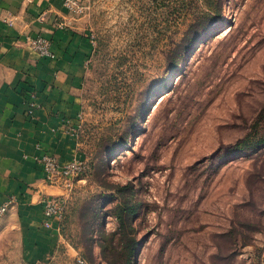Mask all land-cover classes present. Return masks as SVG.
<instances>
[{
	"label": "rangeland",
	"instance_id": "374dc122",
	"mask_svg": "<svg viewBox=\"0 0 264 264\" xmlns=\"http://www.w3.org/2000/svg\"><path fill=\"white\" fill-rule=\"evenodd\" d=\"M78 3L90 169L56 245L0 233V264H264V143L232 152L264 139V0Z\"/></svg>",
	"mask_w": 264,
	"mask_h": 264
},
{
	"label": "crops",
	"instance_id": "0c3cea01",
	"mask_svg": "<svg viewBox=\"0 0 264 264\" xmlns=\"http://www.w3.org/2000/svg\"><path fill=\"white\" fill-rule=\"evenodd\" d=\"M28 36L49 39L55 58L40 57L27 46ZM93 50L91 34L74 21L65 0H0V208L17 198L0 215V233L17 231L30 263L61 237L56 228L44 226L42 198L69 199L73 190L48 185L38 160L55 155L64 163L85 157L79 138L62 124L64 119L76 123L86 113L85 82ZM32 91L40 108L30 116Z\"/></svg>",
	"mask_w": 264,
	"mask_h": 264
},
{
	"label": "built area",
	"instance_id": "2783aa9c",
	"mask_svg": "<svg viewBox=\"0 0 264 264\" xmlns=\"http://www.w3.org/2000/svg\"><path fill=\"white\" fill-rule=\"evenodd\" d=\"M78 0H65L66 8L72 13H80L81 9L78 7ZM10 25H14V21H9ZM92 42L94 38L91 36ZM28 47L33 49L40 57L46 59L55 58L52 49V42L43 37L28 36L26 40ZM28 113L30 116L40 108L37 102V95L35 92L29 93ZM83 115L79 116L78 121L74 123L69 119H64L62 127L70 132L72 135L79 137L82 132ZM44 170V180L48 185L64 186L72 190L74 183L81 176L87 174L90 169L88 160L80 157H75L67 162L62 163L55 155H44L38 160ZM69 199L66 196H45L42 198L43 211L45 216L44 226L46 228H56L61 231L64 228L63 222L66 220L68 213ZM17 198L12 197L0 208V215L5 214L15 203ZM79 264H86V261L79 257L77 259Z\"/></svg>",
	"mask_w": 264,
	"mask_h": 264
},
{
	"label": "trees",
	"instance_id": "16d2710c",
	"mask_svg": "<svg viewBox=\"0 0 264 264\" xmlns=\"http://www.w3.org/2000/svg\"><path fill=\"white\" fill-rule=\"evenodd\" d=\"M210 15H208L207 19H205V21L203 20V22L196 24V25H192L191 26V32L195 31L196 35H200L201 30L204 29V23L206 21H214L215 16L212 15L211 17H209ZM260 143H264V139L263 140H259L258 142H249L248 140H243L240 141L239 143H237L233 148H232V152L233 153H239V152H247V151H251L253 150L255 147H257ZM242 147V148H240ZM123 216H120V220H123L122 218ZM126 264H132V262L130 261V259L128 258L127 263Z\"/></svg>",
	"mask_w": 264,
	"mask_h": 264
}]
</instances>
